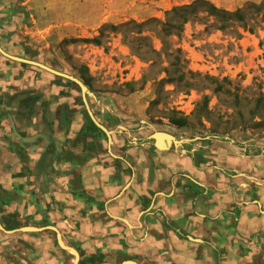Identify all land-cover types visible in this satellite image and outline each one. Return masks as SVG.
I'll return each mask as SVG.
<instances>
[{
	"label": "crops",
	"instance_id": "0c3cea01",
	"mask_svg": "<svg viewBox=\"0 0 264 264\" xmlns=\"http://www.w3.org/2000/svg\"><path fill=\"white\" fill-rule=\"evenodd\" d=\"M156 3V15L180 5ZM132 10V0H0V49L20 61L14 56L29 53L31 45L23 31L79 38L126 21ZM20 16L36 30L28 22L21 26ZM246 40L255 49V39ZM7 55L0 52V197L6 215L89 239L84 249L121 264H216L217 249L236 253V264H244L250 249L264 253V184L240 175L261 174L258 168L223 162L222 152L183 153L174 143L158 149L153 140L150 148H135L126 133L115 135L112 150H103L101 139L79 134L78 106L59 97L68 92L64 86H49L45 78L33 83V73L22 75ZM62 113L68 118L63 122ZM248 264L259 261L253 257Z\"/></svg>",
	"mask_w": 264,
	"mask_h": 264
},
{
	"label": "rangeland",
	"instance_id": "374dc122",
	"mask_svg": "<svg viewBox=\"0 0 264 264\" xmlns=\"http://www.w3.org/2000/svg\"><path fill=\"white\" fill-rule=\"evenodd\" d=\"M198 1L232 15L212 13L208 3ZM132 2L126 21L104 24L79 38L23 31L29 53L14 56L18 61L0 52L17 62L22 75L33 73V83L41 85L45 78L49 86H64L68 92L59 97L78 106L79 134L98 137L103 150H112L115 135L126 133L135 148H150L153 135L165 133L171 138H164L161 149L174 143L183 153L222 152L223 162L258 168L261 174L240 175L264 184V0H179L176 7L194 9L173 13L174 6L161 15L151 9L159 0ZM184 19L189 20L184 24ZM19 23L37 28L27 16H20ZM248 38L255 39V49ZM42 66L78 80L89 93ZM66 117L62 113L61 121ZM13 131L19 134L14 126ZM4 203L0 197V264H121L122 259L105 261L84 249L89 239L44 221L19 222L13 213L6 215ZM223 250L217 249L216 264L227 257L236 264V253ZM253 257L264 264V253L251 249L244 264Z\"/></svg>",
	"mask_w": 264,
	"mask_h": 264
},
{
	"label": "water",
	"instance_id": "95a60500",
	"mask_svg": "<svg viewBox=\"0 0 264 264\" xmlns=\"http://www.w3.org/2000/svg\"><path fill=\"white\" fill-rule=\"evenodd\" d=\"M42 67L48 70V68H46V67H44V66H42ZM48 71H50V72H52V73H55V74H57V75H60V76H62V77H66V78H68V79H70V80H72V81H75V82L81 87V89H82V91H83L84 93H89V91H88V89L86 88V86H84V85H83L81 82H79L78 80H76V79H74V78H72V77H69V76H67V75H64V74H59V73H57V72H55V71H52V70H48ZM100 127H101V126H100ZM101 128L104 129V130L106 131L105 128H103V127H101ZM107 133H108V132H107ZM153 138H154V140H155V142H156V138L154 137V135H153ZM25 141H26V142H32V141H34V138L25 139ZM156 145H157V143H156ZM157 148L161 149L160 146H157ZM0 229H3L2 226H1V224H0ZM29 229H30V228H29ZM23 230H24V231H32V230H28L27 228H24ZM33 230H35V229H33ZM73 251H74V253H75L76 259L78 260V253H77L74 249H73ZM134 264H135V263H134Z\"/></svg>",
	"mask_w": 264,
	"mask_h": 264
},
{
	"label": "trees",
	"instance_id": "16d2710c",
	"mask_svg": "<svg viewBox=\"0 0 264 264\" xmlns=\"http://www.w3.org/2000/svg\"><path fill=\"white\" fill-rule=\"evenodd\" d=\"M197 3H208V2H206V1H198ZM208 4L210 5V12H212V13L224 14V15H228V16L232 15V13H229V12L224 11V10H220L219 8H217L216 6H214V5L210 4V3H208ZM191 8L194 9V6H190L188 8L187 7H176V8L173 9V13H177L179 11L186 10V9H191ZM236 13H238L242 17L241 11H238ZM188 20L189 19H184L183 23L185 24Z\"/></svg>",
	"mask_w": 264,
	"mask_h": 264
},
{
	"label": "bare ground",
	"instance_id": "6f19581e",
	"mask_svg": "<svg viewBox=\"0 0 264 264\" xmlns=\"http://www.w3.org/2000/svg\"><path fill=\"white\" fill-rule=\"evenodd\" d=\"M154 137L156 138V142H157V146H160V147H163V139L166 138L167 140L171 138L170 135L168 134H165V133H157L154 135ZM29 230V229H28ZM33 230V229H31ZM60 242H61V245L65 248V249H69V250H72V248H68V247H65L62 239L60 238ZM123 264H133L131 263L130 261L129 262H125Z\"/></svg>",
	"mask_w": 264,
	"mask_h": 264
}]
</instances>
